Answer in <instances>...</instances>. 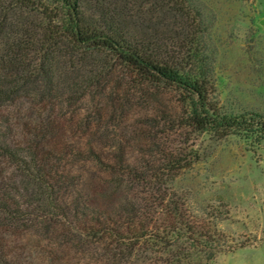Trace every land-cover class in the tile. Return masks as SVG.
Masks as SVG:
<instances>
[{
  "label": "trees",
  "instance_id": "trees-1",
  "mask_svg": "<svg viewBox=\"0 0 264 264\" xmlns=\"http://www.w3.org/2000/svg\"><path fill=\"white\" fill-rule=\"evenodd\" d=\"M206 31L191 0H0V106L27 97L38 108L15 149L0 126V150L21 169L42 223L75 224L72 240L99 250L101 264H197L238 247L217 223L205 226L175 188L201 152L188 164L173 155L133 163L122 145H76L56 124L58 103L102 95L114 112L124 93L164 107L170 123L216 145L241 136L261 147L264 116L228 115L216 100ZM168 95L177 100L170 108L162 105ZM69 148L109 177L99 189L106 200L82 210L68 194ZM9 209L0 202V212ZM0 264L19 262L0 251Z\"/></svg>",
  "mask_w": 264,
  "mask_h": 264
},
{
  "label": "rangeland",
  "instance_id": "rangeland-1",
  "mask_svg": "<svg viewBox=\"0 0 264 264\" xmlns=\"http://www.w3.org/2000/svg\"><path fill=\"white\" fill-rule=\"evenodd\" d=\"M191 2L207 28L206 54L222 111L264 116V0ZM118 99L114 112L112 101L102 95L58 103L57 127L66 132V141L76 145H122L129 161L139 164H163L171 155L187 159L188 164L198 150L201 160L178 173L175 188L188 198L205 226L217 223L238 247L211 262L198 256L197 264H264V144L252 148L245 138L235 136L216 145L209 136L170 123L162 106L149 107L132 94L123 93ZM176 101L175 95H168L162 105L170 108ZM37 110L27 97L0 106V126L12 148L23 141L21 131ZM75 154L69 148L66 166L74 173L66 176L65 184L83 210L96 200H106L99 189L109 177ZM24 181L15 161L0 150V202L10 208L0 212L2 254L19 264H101L99 250L72 240L75 224L54 219L42 223Z\"/></svg>",
  "mask_w": 264,
  "mask_h": 264
},
{
  "label": "water",
  "instance_id": "water-1",
  "mask_svg": "<svg viewBox=\"0 0 264 264\" xmlns=\"http://www.w3.org/2000/svg\"><path fill=\"white\" fill-rule=\"evenodd\" d=\"M261 23H263V22H261Z\"/></svg>",
  "mask_w": 264,
  "mask_h": 264
}]
</instances>
